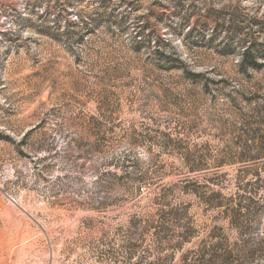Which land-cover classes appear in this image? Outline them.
I'll list each match as a JSON object with an SVG mask.
<instances>
[{
  "label": "rangeland",
  "instance_id": "1",
  "mask_svg": "<svg viewBox=\"0 0 264 264\" xmlns=\"http://www.w3.org/2000/svg\"><path fill=\"white\" fill-rule=\"evenodd\" d=\"M0 264H264V0H0Z\"/></svg>",
  "mask_w": 264,
  "mask_h": 264
},
{
  "label": "trees",
  "instance_id": "2",
  "mask_svg": "<svg viewBox=\"0 0 264 264\" xmlns=\"http://www.w3.org/2000/svg\"><path fill=\"white\" fill-rule=\"evenodd\" d=\"M180 2H181V1H180ZM180 2L177 3V7H179ZM187 19H188V16L185 18V23L187 22V21H186ZM67 34H68L69 36H72V35H73L72 32H67ZM246 44H250V45H249L250 47H249V48L247 49V51L244 53L243 59H244V61H245L246 64H250L251 66H256V64L253 62V59H252V60L250 59V52H249V50L251 49V46H253L254 42H251V41H249V42L244 41V45H246Z\"/></svg>",
  "mask_w": 264,
  "mask_h": 264
}]
</instances>
